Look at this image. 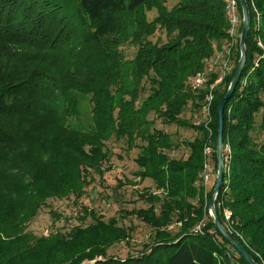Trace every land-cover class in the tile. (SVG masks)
Masks as SVG:
<instances>
[{"label": "trees", "instance_id": "trees-1", "mask_svg": "<svg viewBox=\"0 0 264 264\" xmlns=\"http://www.w3.org/2000/svg\"><path fill=\"white\" fill-rule=\"evenodd\" d=\"M246 3V63L223 112L229 187L220 190L215 207L221 224L264 264V0ZM227 28L221 0H0V264H246L208 215L213 187L205 192L199 185L208 135L184 118L187 109L199 118L202 94L187 83L226 40ZM238 59L239 36L233 70ZM233 70L214 92L215 172L217 109ZM85 101L89 121L81 125ZM156 121L195 136L178 143ZM114 142L137 148L139 182L148 179L166 192L160 200L143 191L139 199L148 208L120 211V218L134 215L151 228L142 251L108 256L115 244H129L133 229L114 218L96 219L86 207L81 214L94 223L67 238L26 231L48 200L77 206L92 177L110 170L103 164ZM224 209L231 212L229 226ZM203 219L202 233H191ZM87 233L102 235L88 245ZM77 245L90 253L77 258ZM96 255L101 260L94 261Z\"/></svg>", "mask_w": 264, "mask_h": 264}, {"label": "rangeland", "instance_id": "rangeland-1", "mask_svg": "<svg viewBox=\"0 0 264 264\" xmlns=\"http://www.w3.org/2000/svg\"><path fill=\"white\" fill-rule=\"evenodd\" d=\"M148 17L151 19L154 17V14H148ZM258 46L260 47L259 44ZM126 48V51L129 53V55L133 53V47L128 46ZM217 51L218 49L216 48L215 52ZM82 107L81 116L79 118L81 125L89 121L90 112V106L86 101L83 102ZM191 113L193 112L187 109V115L184 118L187 119L190 117L191 122L198 121V118H196V113H193V117L190 116ZM258 119L259 116H257V120ZM155 127L163 129L164 131L166 130L171 134L175 133L178 143L186 140L189 141L195 136V131L180 127L176 128L175 126L165 128L159 121H156ZM110 147V149H113V152H111L112 155L110 157V161L103 164L104 169L110 166V170H107L101 177H98V175H94V177H92V182L85 189V193L77 203V206H74V204H72V200L70 199L48 200L46 205L39 210L37 216L28 224L26 231L30 232L34 237L44 236L45 238H48L51 234L62 233L66 235H61L60 237L67 238L69 234L71 235L70 231L73 229H87L94 223L92 217H86L85 213L83 212L81 214V208L86 207L88 212L93 211L92 215L95 216V218L98 217L104 221L114 218L118 221L120 226L130 227L133 229L129 238V244H126L125 242L121 244H115L111 249H109L107 253L108 256L124 258L127 255L140 253L144 245L147 244L148 238L152 233L151 228L141 222L134 215H126L125 218H120L122 216H120V211L122 210L130 213L133 210L148 208L149 204L139 199V194L143 191H148V194L154 195L157 198H160V200L166 199V192L162 190H156L154 184L148 179L144 180L142 183L139 182V178L135 175L136 171H138V167L135 163V159L139 153L137 148L127 151L125 145L122 142H114L113 146L110 144ZM184 149V147L176 149L174 152V154H176L175 157L183 155L182 152H184ZM211 149L213 160L214 149L212 145ZM4 174L13 175L14 173L6 170L4 171ZM210 188L211 186L208 185L205 189V192H208ZM158 205L159 204L156 206ZM158 207H156L157 213L159 211ZM82 217L84 219H81ZM203 221L205 225L206 221L204 219ZM194 228H192V231ZM89 230L92 231L91 229ZM175 230L176 228L173 231L175 232ZM72 232H74V230ZM101 235L102 234L98 236H91V234L87 233L83 236L87 237L85 242L90 245L92 240L95 244H97L98 238L100 239ZM89 248L90 247L87 246L85 247L77 245V248H75V250L72 252L77 254V258L81 259L90 253L88 251L90 250ZM96 257L97 258L94 261L101 260L97 255Z\"/></svg>", "mask_w": 264, "mask_h": 264}, {"label": "built area", "instance_id": "built-area-1", "mask_svg": "<svg viewBox=\"0 0 264 264\" xmlns=\"http://www.w3.org/2000/svg\"><path fill=\"white\" fill-rule=\"evenodd\" d=\"M226 13V20L228 24L227 38L221 45L218 53L215 56L207 59L204 63L202 70L196 72L188 82L189 90L194 94H202L200 102L199 118L194 123L195 126L203 127L207 132V140L203 148V167L199 175V185H202L204 189L208 185L211 188L215 183V170L212 160L211 149V137L212 130L210 124L212 122V105L214 101V92L218 90L224 83L225 79L231 74L233 70V56L236 46L237 38L239 36V30L241 27V15L239 11V4L237 0H221ZM261 47L260 42L258 43ZM254 66H257L255 61ZM225 152V153H224ZM224 174L226 178L223 180L224 191H227L229 187V174H230V162L231 151L228 145L224 146ZM223 217L226 224L229 226L231 221V212L229 210H223ZM204 221H200L195 226L192 233L201 234L204 227ZM261 260L262 258L257 255ZM264 263V261H263Z\"/></svg>", "mask_w": 264, "mask_h": 264}, {"label": "water", "instance_id": "water-1", "mask_svg": "<svg viewBox=\"0 0 264 264\" xmlns=\"http://www.w3.org/2000/svg\"><path fill=\"white\" fill-rule=\"evenodd\" d=\"M237 2L241 9V30L239 34V59L233 70L225 95L222 98L221 102L219 103L217 109L218 129H217V139H216V147H215L216 172H215V183L213 186V190L209 196L208 215L217 232L222 236V238L225 241H227L233 247V249L241 256V258L245 261L246 264H258L256 261H254L252 256L247 252V250L244 248L241 242L238 239H236L232 235V233L221 224L215 207V202L220 190L223 187V180H224L223 112L225 105L231 99L232 95L236 90L237 84L245 67V63H246L245 43L250 27L249 8L246 3V0H237Z\"/></svg>", "mask_w": 264, "mask_h": 264}, {"label": "crops", "instance_id": "crops-1", "mask_svg": "<svg viewBox=\"0 0 264 264\" xmlns=\"http://www.w3.org/2000/svg\"><path fill=\"white\" fill-rule=\"evenodd\" d=\"M223 42H224V41H223ZM223 42L220 44L219 49H220L221 45L223 44ZM219 49H218V51H219ZM218 51L215 53V55L218 53ZM215 55H214V56H215ZM209 190H210V189H209ZM209 190H208V191H209Z\"/></svg>", "mask_w": 264, "mask_h": 264}]
</instances>
